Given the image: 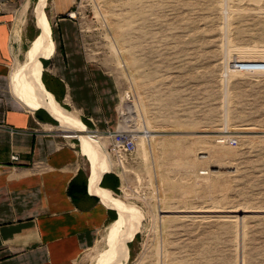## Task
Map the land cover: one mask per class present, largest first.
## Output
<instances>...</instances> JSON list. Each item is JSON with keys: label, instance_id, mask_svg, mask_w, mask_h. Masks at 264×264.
<instances>
[{"label": "rangeland", "instance_id": "rangeland-1", "mask_svg": "<svg viewBox=\"0 0 264 264\" xmlns=\"http://www.w3.org/2000/svg\"><path fill=\"white\" fill-rule=\"evenodd\" d=\"M54 13L46 0L51 29ZM69 13L87 60L116 81L118 121L137 136L120 167L99 132L121 179L114 197L138 222L123 264H264V0H74ZM110 234L81 264H106Z\"/></svg>", "mask_w": 264, "mask_h": 264}, {"label": "crops", "instance_id": "crops-1", "mask_svg": "<svg viewBox=\"0 0 264 264\" xmlns=\"http://www.w3.org/2000/svg\"><path fill=\"white\" fill-rule=\"evenodd\" d=\"M31 1L0 0V264H81L117 211L90 191L92 164L80 145L63 137L45 108L16 95L13 68L39 33L26 23ZM73 3L52 0L54 14L62 16L50 28L49 56L40 58L41 83L82 123L112 131L116 81L85 57L76 23L66 16ZM98 179V188L113 197L121 187L111 166Z\"/></svg>", "mask_w": 264, "mask_h": 264}, {"label": "bare ground", "instance_id": "bare-ground-1", "mask_svg": "<svg viewBox=\"0 0 264 264\" xmlns=\"http://www.w3.org/2000/svg\"><path fill=\"white\" fill-rule=\"evenodd\" d=\"M45 3L46 0H37L34 15L40 32L26 51V62L21 66L20 71H16L17 73L13 78L14 89L23 101H27L28 104L32 105L31 107L45 108L59 122L61 129L72 133L70 135L65 134L67 137L79 139L81 153L88 156L92 164V173L89 180L90 191L98 194L106 205L114 206L118 212V219L109 225V233L114 235L115 238L109 250L106 264H123L128 256L125 243L131 240L138 229L135 214L133 215L132 208L125 206L121 200L111 196L109 192L100 190L97 186L98 178L110 169V163L100 146L102 144L100 139L92 137L79 119L71 116L68 110L61 107L41 83L42 66L40 58L49 56L52 46L50 27L44 14ZM122 125L124 128L128 127L126 124L122 123Z\"/></svg>", "mask_w": 264, "mask_h": 264}, {"label": "built area", "instance_id": "built-area-1", "mask_svg": "<svg viewBox=\"0 0 264 264\" xmlns=\"http://www.w3.org/2000/svg\"><path fill=\"white\" fill-rule=\"evenodd\" d=\"M69 17H73V14L69 13ZM88 133L92 137L101 138V135L96 129H88ZM65 138V134H62ZM104 136L109 140L106 152L110 155L118 166L122 167L124 163L133 157L137 148V136L130 127H123L122 121L119 120L114 130H107ZM227 142L228 140L222 139L221 142ZM230 143H233V139H229ZM12 159L15 160L17 157L14 155Z\"/></svg>", "mask_w": 264, "mask_h": 264}, {"label": "flooded vegetation", "instance_id": "flooded-vegetation-1", "mask_svg": "<svg viewBox=\"0 0 264 264\" xmlns=\"http://www.w3.org/2000/svg\"><path fill=\"white\" fill-rule=\"evenodd\" d=\"M109 207H110V206H109ZM112 208H113V207H112ZM114 209H115V208H114ZM115 210H116V209H115ZM116 211H117V210H116ZM117 219H118V212H117V218H116L114 221H116ZM114 221H113V222H114ZM113 222H112V223H113ZM112 223H111V224H112ZM134 235H135V234H134ZM134 235H133V237H134ZM133 237H132V238H133ZM132 238H131V240H132ZM131 240H129V241H131ZM129 241H127V242L125 243L127 253H128V246H127V244H128ZM128 254H129V253H128Z\"/></svg>", "mask_w": 264, "mask_h": 264}, {"label": "trees", "instance_id": "trees-1", "mask_svg": "<svg viewBox=\"0 0 264 264\" xmlns=\"http://www.w3.org/2000/svg\"><path fill=\"white\" fill-rule=\"evenodd\" d=\"M43 63H44V61H43ZM116 192V191H115Z\"/></svg>", "mask_w": 264, "mask_h": 264}]
</instances>
